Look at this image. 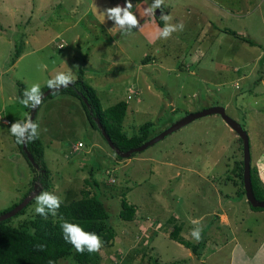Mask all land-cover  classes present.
<instances>
[{"label":"rangeland","instance_id":"374dc122","mask_svg":"<svg viewBox=\"0 0 264 264\" xmlns=\"http://www.w3.org/2000/svg\"><path fill=\"white\" fill-rule=\"evenodd\" d=\"M130 2L140 28L123 34L102 12L126 0H0V212L35 183L9 131L27 115L17 83L41 90L58 72L82 75L104 107L126 101L127 136L146 121L155 134L186 113L221 106L244 126L251 165L264 179V0H164L171 23L184 25L167 40L157 38L162 13L145 15L154 0ZM8 120L11 125L1 124ZM35 123L51 194L69 202L89 187L85 179L99 182L115 231L112 245L99 251L100 264H264V211L250 208L245 192L240 197L227 179L242 150L219 114L122 159L90 128L73 95L47 97ZM122 197L134 206L133 220L118 216ZM35 207L34 198L14 220L35 214ZM175 225L180 237L200 244L199 258L170 238ZM196 227L202 228L198 242L191 236Z\"/></svg>","mask_w":264,"mask_h":264},{"label":"trees","instance_id":"16d2710c","mask_svg":"<svg viewBox=\"0 0 264 264\" xmlns=\"http://www.w3.org/2000/svg\"><path fill=\"white\" fill-rule=\"evenodd\" d=\"M157 10L159 12L163 10V13L165 14L168 12L167 7L164 8V6H161ZM139 16H141V14ZM160 16L161 15H159V17ZM158 23L162 24L163 20L161 18L158 19ZM214 28L218 29L219 27L215 26ZM223 31L248 43L251 46H255L257 44L253 39H250L246 35L230 28H223ZM63 45H61L60 48H62ZM146 60H148V56L144 58V61ZM17 84L19 87L18 96L19 98H24L23 94L25 91V84L19 81ZM46 89H48L47 85L41 89V92H44ZM59 93L73 95L78 100L83 112L85 113L90 128L98 131L102 136L100 129L94 120V117H97L113 144L121 151H128L131 148L137 147L156 134H151L153 122L146 121L138 127L135 133L127 136L123 126L127 113L126 101H117L107 107L102 106L96 89L91 86V84L87 82L82 75H77L75 83H73L72 86L62 88L59 92L47 95L43 98V101L47 97H52ZM39 107L37 108L33 118L34 123ZM30 109L31 108L29 107H25L27 115L18 121L27 120L29 118ZM90 110L92 113H90ZM1 124L11 125L12 122L8 120V123H3L1 121ZM167 126H165V128ZM236 135L238 136L237 133ZM12 139L16 143V138L14 136H12ZM236 139L239 142L240 150H242V141L240 137L238 136ZM17 146L32 171L36 173L31 183L36 180L40 181L42 191L39 194L42 192H49V188L52 184L50 169L47 167V163L44 159V148L40 136L38 135V137L32 142L26 143L27 149L32 154L34 161L39 166V169H36L26 158L22 149V144H17ZM137 153H141V151L133 152L129 157H132ZM115 155L118 159L124 158L116 153ZM251 164L252 161L250 162V178L253 194L256 199L264 201V179L258 171V168L256 167L257 165L252 166ZM242 170L243 163L241 152L240 159L235 161L233 173L229 175L230 177L227 176V179L232 180L236 188L235 190L240 197L244 196ZM89 172L92 177L94 172L93 168H91ZM84 181V183L90 188L81 187L78 194L76 193V198L69 202L61 200L62 203L56 216L49 214L46 217H43L35 213L32 215L30 214V216L24 219L14 220V217L24 213L27 205L30 204L37 195H39L37 194L14 216L0 221V264H57L60 260L73 261L74 264H100L102 257L99 252L89 253L85 250L83 254L78 253L70 243H67L64 240L61 228V224L65 221L78 224L84 229V231L92 232L100 236L103 245H112V241L115 237V231L108 224L109 214L107 212V207L100 196L101 192L97 189V187H99V182L97 183L95 179L90 178L85 179ZM32 185L33 184H30L29 190ZM94 186H96V189L93 191ZM28 193L29 191L24 194L23 198ZM18 203L12 204L0 213L12 209ZM249 205L253 210L264 211V207H254L250 203ZM118 216L123 220H133L135 217L134 206L129 203L125 197L121 198V209ZM181 229V226L175 225L169 233L170 238L190 249L192 254L199 258L202 253V247L200 244L192 243L189 240L180 237L179 232ZM38 246L43 247L41 248Z\"/></svg>","mask_w":264,"mask_h":264},{"label":"clouds","instance_id":"9594fccd","mask_svg":"<svg viewBox=\"0 0 264 264\" xmlns=\"http://www.w3.org/2000/svg\"><path fill=\"white\" fill-rule=\"evenodd\" d=\"M161 5H164V0H154L152 5L145 9V15L154 16L155 10L160 8ZM132 7L133 5L130 0H126L125 6L107 8L102 14L107 19L114 21L113 28L118 29L123 34H131L133 28H140L136 15L131 11ZM161 13L160 18L165 22V26L158 32L157 38L167 40L174 32L183 31V23L172 24V16L170 14H164L163 10H161ZM61 45L59 46L61 47ZM73 83H75V77L71 71L58 72L52 79L47 81V87L53 92H59L61 88H67ZM23 96L22 104L31 109L38 108L43 102V93L40 90L39 84H33L29 89H26ZM9 131L16 138L17 144H26L34 141L38 137L39 125L34 123L31 118H28L25 121H16L13 123ZM35 200V213L43 217L49 214L56 216L62 203L59 197L49 192H42L35 197ZM61 228L64 240L70 243L78 253L83 254L85 250L89 253H95L99 252L103 247L100 236L92 232L84 231L78 224L65 221L61 224ZM201 232V227L194 228L191 232L192 238L198 242L201 239ZM38 247L42 248L43 246Z\"/></svg>","mask_w":264,"mask_h":264},{"label":"water","instance_id":"95a60500","mask_svg":"<svg viewBox=\"0 0 264 264\" xmlns=\"http://www.w3.org/2000/svg\"><path fill=\"white\" fill-rule=\"evenodd\" d=\"M73 84H70L68 87L72 86ZM62 89V88H61ZM43 93V98H45L47 95L54 93L51 89H46ZM89 107V105H88ZM37 108L30 109L29 112V118L33 121L35 112ZM90 113L92 111L90 110ZM210 114H219L225 121V123L238 134L242 141V163H243V170H242V180H243V187L245 192L246 200L254 207H264V201H260L255 198L252 190L251 185V178H250V162H251V155H250V143H249V137L248 134L244 128L243 125L239 124L237 121H235L233 118L229 117L225 114L224 109L221 106H212L208 107L196 112H191L185 114L183 117L179 118L178 120L174 121L172 124L155 134L154 136L150 137L148 140H146L141 145L131 148L128 151H121L118 149L106 133L105 129L103 128L101 122L97 117H94V120L96 122V125L100 129V132L110 148L115 151L116 154L120 155L121 157H129L133 152H139L144 149H146L148 146L158 142L159 140L166 137L168 134L172 133L173 131L178 130L179 128L189 124L195 119L201 118L203 116H207ZM23 152L26 156V158L34 165L36 169H39L38 164L34 161L32 154L27 149L26 144H22ZM42 185L40 181H35L31 191L18 203L16 204L12 209L0 213V221L7 219L9 217L14 216L18 211H20L29 201H31L41 190Z\"/></svg>","mask_w":264,"mask_h":264},{"label":"crops","instance_id":"0c3cea01","mask_svg":"<svg viewBox=\"0 0 264 264\" xmlns=\"http://www.w3.org/2000/svg\"><path fill=\"white\" fill-rule=\"evenodd\" d=\"M159 13H161V12H159V11L156 9V14L159 15Z\"/></svg>","mask_w":264,"mask_h":264},{"label":"built area","instance_id":"2783aa9c","mask_svg":"<svg viewBox=\"0 0 264 264\" xmlns=\"http://www.w3.org/2000/svg\"><path fill=\"white\" fill-rule=\"evenodd\" d=\"M127 97H128V98H130V97H131V95H128Z\"/></svg>","mask_w":264,"mask_h":264}]
</instances>
